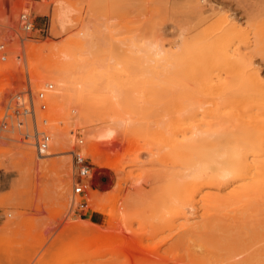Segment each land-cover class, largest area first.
<instances>
[{"label": "rangeland", "instance_id": "obj_1", "mask_svg": "<svg viewBox=\"0 0 264 264\" xmlns=\"http://www.w3.org/2000/svg\"><path fill=\"white\" fill-rule=\"evenodd\" d=\"M60 4L68 14L64 24L56 21ZM25 5L35 20L32 37L23 50L16 40L9 43L8 61L0 62V264H264V188L228 195L239 170L232 146L250 131L232 116V107L221 116L201 114L200 126L211 132L202 134L207 140L200 142L195 162L213 169L197 179L195 189L187 188L192 176L161 149L160 116L176 87L158 79L154 60L161 57L158 51L177 54V62L195 66L198 75L210 66L214 79L229 84L223 103L253 101L245 105L244 119L259 111L264 121V106L257 108L256 101L260 87L232 72L219 50L227 42L264 82V0H0V13L11 10L0 17V41L9 40L4 24ZM225 17L240 28L227 40ZM49 43L55 54L43 47ZM19 51L21 67L10 68ZM77 59L89 85L71 90L56 110L50 95L57 83L38 71L48 62ZM109 78L123 80H116L120 90L106 87ZM46 83L54 86L47 109H36L40 128L54 139L51 129L60 125L77 130V137H67L66 151L41 155L33 116L18 117L8 106L18 90L36 91ZM104 125L116 126L123 139L103 166L84 152L92 164L90 187L87 195L75 196L79 177L72 151L83 150ZM217 137L219 145L212 143ZM88 195L96 196L102 211ZM83 200L86 207L78 204ZM132 236L142 245L130 247Z\"/></svg>", "mask_w": 264, "mask_h": 264}, {"label": "bare ground", "instance_id": "obj_2", "mask_svg": "<svg viewBox=\"0 0 264 264\" xmlns=\"http://www.w3.org/2000/svg\"><path fill=\"white\" fill-rule=\"evenodd\" d=\"M34 8L37 10L40 9L39 7ZM10 12L5 11L4 13H0V17H7L6 15ZM67 18V10L60 4L56 12V21L64 24L67 20H69ZM230 21L231 20L228 17H225L224 23H226V27L222 29V33L224 34L223 38L225 40H227L228 35H230L232 31L240 29L237 28V24ZM226 45L227 42L224 47L219 48V50L224 53L226 58V66L229 67L232 72L241 73L242 77L254 87H260V96L256 100L259 102L257 108L261 105L264 106V82L261 78L259 70L255 67H251V64H244V60L237 57L235 53H231V50H229ZM43 47L50 49L53 54L56 52V47L53 44L49 43ZM156 55L161 56L159 58H154V60L157 61V66L161 69L157 75L158 79L164 84H170L176 87L175 91L168 93L165 108L160 116L159 132L161 134L162 142L161 149H164L166 159L174 163L178 162L184 165L183 168L187 171H185V174L192 176V179L187 183V188L193 187L195 189V187L199 184L197 179L205 178V175L210 173V169H213L212 166L200 167L195 162V155L200 146V142H205L207 140L206 137H202V134H209L211 132L209 128L204 129L200 126V119L202 118L201 114L221 116L224 114L223 109L232 107L235 109H232V116L238 120L242 126H247L246 128L250 131V136L248 138L240 139L236 145L232 146L233 150L231 155L237 163L236 165L239 170L232 180V182L236 184L228 190V195L236 194L238 192L244 194L246 192L262 190L264 188V121L261 120L262 113L254 111L246 115L248 118L244 119L245 105L254 102L247 101L245 99H237L226 105L223 103L224 101L221 99V95L229 89V84L227 81L214 79V77L210 74L212 72V68L210 66L203 68L201 70V74L198 75L197 68L195 66H185L180 61L177 62V60L180 59V56L177 54L158 51L155 52V56ZM40 70L41 71L38 72H44L45 74L50 75L57 83L56 90L50 95V102L56 110H59L63 106L65 98L67 100L70 97L71 90L77 92L89 85L81 76L82 64L78 59L70 62H48V64ZM180 75H183L184 77L179 78ZM117 78V81L123 82V80L120 81L121 79ZM209 78L212 79L208 80ZM112 79L113 78H109L108 81H106V87H114L118 85L119 82L116 80L112 81ZM116 94L117 93H115V95ZM112 120H110V122ZM51 130L53 132L54 139L48 150L53 153L66 151L67 147H69V144L67 143L69 140H67V137L72 140L71 142H73V140L77 137V130L71 132L63 131L60 125H57ZM88 133L89 132L86 134ZM122 139L123 135L116 126H98L94 129V133L88 140V143L84 145L82 147L83 150H81L83 153H92L95 162L100 167L106 164L110 151L115 149L114 147L119 145H117V141ZM129 142L132 143V139H130ZM220 142L221 137H217L212 143L219 145ZM65 187L66 183L63 185L64 189ZM93 192L96 193L95 190H93ZM95 197L93 198L88 195V200L93 205L95 210L102 211L101 208H104V206L99 204ZM185 198H187V196ZM99 233L100 231L95 230L92 234L94 236H98L100 235ZM113 240L114 239H112V241ZM128 244H130V247H135L137 244L142 245V243L138 242L137 238L134 236H132Z\"/></svg>", "mask_w": 264, "mask_h": 264}, {"label": "built area", "instance_id": "obj_3", "mask_svg": "<svg viewBox=\"0 0 264 264\" xmlns=\"http://www.w3.org/2000/svg\"><path fill=\"white\" fill-rule=\"evenodd\" d=\"M5 31L4 36L8 37L9 40L0 41V62L6 63L8 61L9 55V43L16 40L20 48L23 50V44L27 39L32 37V32L35 29V20L32 14L31 7L29 5L23 6L19 10L16 17H12L4 24ZM40 30H42L40 28ZM39 30V31H40ZM43 30V32H47ZM22 51L17 52L16 57L9 64L10 68L17 69L21 67ZM53 83H46L45 88L34 91L32 87L22 88L18 90L13 96L11 102L14 104H9L8 109L12 108L13 113L18 117H26L29 115L33 116L34 119V133L32 134L34 139V145L39 154H43L47 149H49L52 142V133L47 129L40 128L38 116L36 114V109L45 111L48 107L49 92L53 89ZM11 115V113H7ZM43 122L47 123L48 118L43 117ZM19 125L22 126L25 121H18ZM83 140L81 139L80 142ZM74 163L77 171V179L73 185V194L87 195L88 189L90 187V178L92 176V164L89 162L87 156L83 153L81 149L73 150ZM78 204L81 207H86L88 205L87 200L79 201Z\"/></svg>", "mask_w": 264, "mask_h": 264}]
</instances>
